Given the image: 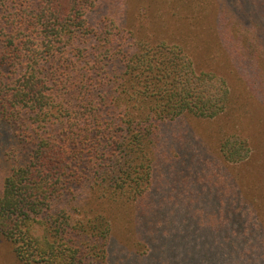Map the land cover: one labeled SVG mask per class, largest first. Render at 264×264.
<instances>
[{"label": "trees", "instance_id": "trees-1", "mask_svg": "<svg viewBox=\"0 0 264 264\" xmlns=\"http://www.w3.org/2000/svg\"><path fill=\"white\" fill-rule=\"evenodd\" d=\"M100 1L0 0V160L10 164L0 187V264L7 253L16 264H106L111 213L134 201L143 210L150 188L161 197L180 191V217L204 218L209 230L208 210L223 205L213 214L230 241L217 247L221 264H264V203L253 194L264 182V86L252 82L264 59V0H208L195 11L198 29L188 4L178 17L168 12L176 35H197L199 57L185 36V47L160 37L151 0H140L150 17L140 27L128 23L139 0H111L93 20ZM242 106L250 117L235 130L227 124ZM214 122L226 129L214 149L233 174L225 180L206 163V139L195 137ZM158 150L172 156L169 188L153 182ZM191 164L197 170L178 181ZM159 211L143 229L157 220L167 232L174 223Z\"/></svg>", "mask_w": 264, "mask_h": 264}, {"label": "rangeland", "instance_id": "rangeland-1", "mask_svg": "<svg viewBox=\"0 0 264 264\" xmlns=\"http://www.w3.org/2000/svg\"><path fill=\"white\" fill-rule=\"evenodd\" d=\"M110 1L111 0H101L100 2H98L99 10L97 9L94 11L95 13H98L92 14L91 19L95 20L102 14V12L106 13L107 10H110L111 8H108ZM160 1L165 2V4L158 2V0H151L150 5L159 7L158 14H160V25H162L163 29H159V27V31L154 30V32H152L151 34H156V32L158 31L160 37H166V39L169 38V41H171V35H173V42L183 41L180 42L182 46H184L185 39L187 38L188 46L186 47V50H188L190 47L188 52L193 53L196 57H199L201 54L202 47L200 48L199 44H196L194 48L191 47V38H194L197 35L187 32L184 34V32L182 31H178L176 35L177 29H171V27L169 26L170 24L174 23L173 20H171L172 18H170V22L167 21V18H169L168 16L171 12L174 13V15L176 14L177 17L180 16L182 14V7L188 4L191 9H189V14L187 15V18L194 23V29H198L199 24L195 23V16L197 15L195 11H200L201 8L203 9L204 7H206V5L208 4V0ZM130 2L134 3L135 0H131ZM143 4L144 3H142V5ZM145 4L147 5V3ZM138 6L139 10L137 12H134L133 19L131 21L129 20L130 22L128 21L131 27H140V23L142 21L148 22L150 18L149 16L140 15V10L144 11V7L140 8V0ZM120 10L122 11L121 7ZM157 26H159V24H157ZM148 31H151V29H149ZM184 36L186 38H184ZM176 39L177 41H175ZM258 61L260 62V64L255 76V82L257 83H254V81L252 82L254 86L260 88L264 86V59H262V57H259ZM260 90L262 89L260 88ZM245 117H250L248 107H239V109H236V111L233 113L231 123L227 125L232 127L235 126L233 129L236 130L237 127L240 126V120ZM206 125L208 124H204V126ZM204 126H202V130H204L205 134L200 133L199 129H197L195 137L197 136L201 138L202 136V138L206 139V141L204 140V143H202L207 149V154L206 152H204L203 156L206 160H213V163H209V161H206L208 167L210 168L211 172L217 174V176L221 180H225L228 177L231 178L233 174L229 171H226L221 166L222 164L220 163V159L216 158L217 155L214 153L215 139L217 138V136H223L224 134H226V129L223 126L219 129H216L215 127L220 126L216 125L215 122L212 126H210V128L205 129ZM171 148H173V146H169V149ZM253 148L254 150H256L255 147ZM168 152V150H164L165 160L164 158L161 159V152L159 150L157 152L158 159L155 161L153 176V182L156 187H158V183H160L161 186L165 185V187H168L166 181V162L168 164H171V161H173L172 156ZM179 153H181L180 149L176 148V154L178 155ZM168 155L169 157H166ZM206 165L204 164V166ZM9 167V162L4 159L0 160V187H2L5 175L10 170ZM249 169L254 170V168ZM196 170L197 165L191 164V168H188L186 173L180 172L177 180L180 182L184 181L186 178H188L191 173L195 172ZM232 171L239 174L241 172L240 168L237 167V165ZM172 174L175 178V174ZM180 177H182V179H180ZM172 180L176 184V179ZM172 189V196L165 194L163 197H161L160 191H154L150 188V193L148 194V199L150 200L148 206L145 207L143 210L140 208V206H142L141 203L139 202L138 204H136V201L128 203L124 202L117 206V208H120H118L115 212L111 213L112 222L110 238L107 243L106 264H221V260L225 257V255L221 254L217 247L221 246L220 249L222 252L224 245H226L227 242L230 244V241L224 239L225 232L220 229L222 228L220 227V225L215 224V222H217V219L214 215L215 213L218 214L219 212L223 211V208H221L223 205L217 203L213 208L208 207L210 208V210H208L209 215L210 217H213L210 221V226L213 230H209L207 229L209 228L207 227V220H205L204 218H201L200 220L197 219L196 222L195 220H192V217L185 218L187 217V215L185 217L183 216V218L180 217L181 213L178 212L177 208L174 207L173 201L179 199V197L181 196V192L177 191L175 188ZM253 194L256 196V198L258 197V200L254 199V202H256V204L260 205V201L264 203L263 181L260 187L258 186V184H256V187L253 190ZM258 205L255 206L256 209L253 208L255 212H257V210H259L260 208L262 209V207ZM157 208L160 209V213H158L161 217L166 218V220L170 218L171 222L174 223L169 225L165 223V229L167 230V232L165 233H162L161 227H159L158 229L157 220L152 221L151 223H149L146 229H143V220L146 219V217L150 218L151 214H154L156 216ZM182 211L184 212L185 209ZM196 213H199L198 209ZM154 215H152L150 219H153ZM173 216H175V222L173 220ZM166 236L168 237V242L171 243L170 246L164 242V238ZM9 257V253H7V257L4 264H16L15 262H12L11 258ZM170 260L172 263L170 262ZM236 260H238L237 256ZM223 263L226 264L234 262L230 257H227L226 260L223 261Z\"/></svg>", "mask_w": 264, "mask_h": 264}]
</instances>
